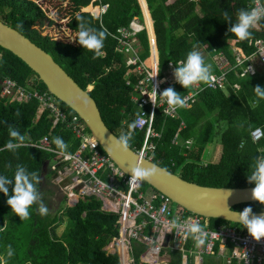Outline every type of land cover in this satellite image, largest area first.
I'll use <instances>...</instances> for the list:
<instances>
[{"label": "trees", "instance_id": "trees-1", "mask_svg": "<svg viewBox=\"0 0 264 264\" xmlns=\"http://www.w3.org/2000/svg\"><path fill=\"white\" fill-rule=\"evenodd\" d=\"M145 1L153 21L160 67H167L168 62L177 64L193 46H198L206 62L212 64L213 73L218 74L219 70L211 58L215 52H223L233 62V44L242 46L246 52L251 50L247 40L240 41L228 32L230 24L223 20V12L228 11L232 22H235L237 11L247 8V0ZM101 4L108 7L99 17ZM142 7L151 34L152 21L145 5ZM77 16L83 17L97 29L108 30L110 35L104 40L103 48L105 55L94 59L91 51L81 48L72 40L77 36ZM134 17L141 19L137 0H0V20L48 53L81 87L92 83L89 94L95 99L103 121L117 137L122 131H128V125L137 112L129 94L133 90L132 83L138 77L133 72L134 66H125V53L117 51L120 47V30L128 29ZM263 29L264 21H261L251 30V37H263ZM134 39L133 44L131 39L124 41L133 45L142 60L149 55L146 32H139ZM0 54V81L8 76L24 85L25 79L33 76L32 70L12 52L0 47ZM127 77L129 83H126ZM226 77L227 91L204 87L198 92L193 105L179 108L174 117L164 116L159 109L155 110L153 124L160 132V138L155 141L151 158L154 163L173 173L175 170L178 176L200 185H253L247 180L250 165L255 157L264 156V99L257 98L253 89L256 86L264 88V67L254 75L242 77L230 70ZM234 83L239 85L238 89L232 87ZM168 87L182 97L192 90V87L184 89L178 83ZM37 89L45 90L40 81ZM37 106V100L6 105L0 101V149H4L10 138L9 125L25 137L26 144L16 152L0 150V175L12 178L16 165L21 164L29 172L39 173V190L44 179L56 188L52 180L55 170L51 169V165L59 156L29 144L38 142L50 127L47 111H42L40 117L35 119ZM60 106L73 113L62 101ZM17 112L19 115H16ZM182 121L185 127H180ZM256 128L261 129L262 137L253 142L250 133ZM174 133L178 139L176 144L170 142ZM217 135L222 146L220 155L218 153L213 160L202 161V155L208 152V144ZM53 137H61L69 144L67 152H73L78 146L77 139L63 123L54 126L49 135L50 146L57 150L52 143ZM141 138L142 130H134L131 147L140 143ZM187 139L192 140L189 147L184 144ZM8 187L10 196L12 186ZM7 199L0 193V264H7L4 256H7L8 247L11 246L13 250V241L22 235L28 237L31 246L26 256L17 260L18 264H121L116 253L104 250V246L118 234L117 215L103 212L98 198L88 197L78 201L75 206H68L64 203L65 197H62L57 213L52 216L49 213L38 214L37 206L33 205L30 218L26 220H20L11 211ZM249 206L252 210H264V205L256 201L232 205L235 209ZM62 218L66 221L62 233L58 235L56 229ZM209 224L211 227L227 225L237 229L242 225L218 218H209ZM144 249L143 244L134 242V264H146L139 262ZM161 259L166 264H181V253L172 250ZM213 259L216 264H222L211 255L203 256L202 264H212ZM188 264H192L191 256Z\"/></svg>", "mask_w": 264, "mask_h": 264}, {"label": "built area", "instance_id": "built-area-1", "mask_svg": "<svg viewBox=\"0 0 264 264\" xmlns=\"http://www.w3.org/2000/svg\"><path fill=\"white\" fill-rule=\"evenodd\" d=\"M191 1L198 2V0ZM259 3L264 5V0H259ZM252 6H255V0H247L246 7ZM140 7L142 24L139 18L134 17L128 29L120 30L121 39H118L120 47L117 51L125 53V66H134L133 72L138 77L132 83L133 90L129 94V99L137 107L132 123L135 124L134 130H142V138L140 143L133 144L130 149L138 157L151 160L155 141L160 138V132L153 124L155 110L159 109L164 116L174 117L178 109H170L161 97L155 98L156 106L154 107L149 97L152 95V87L156 88L159 95L168 85L176 83L173 76L176 64L168 62L166 69L160 70L153 22L150 34L143 8ZM106 8L107 6L101 7L100 15L104 14ZM143 29L147 35L149 55L140 60L139 52L137 53L133 45L124 40L131 39V43H135L136 34ZM247 45L251 47L250 52H246L237 44L232 45L233 62L221 51L212 55L211 58L219 73H213L214 81L192 87V90L184 97L187 108L193 105L198 92L204 87L227 91L228 71L232 70L236 76L242 77L246 75L247 68L250 69L248 75H254L259 68L264 67V36L251 37L247 40ZM158 68L159 74L152 78ZM30 81L34 82V78H30L29 83ZM129 82L130 79L127 77L126 83ZM232 87L238 89L239 85L234 83ZM31 100L38 101L36 120L45 110L51 118L50 129L57 123H63L64 127L73 133L77 140L79 139L77 149L69 153L68 158L50 147L47 135L30 145L59 156L51 165V169L55 170L52 180L53 184L65 194L67 205L76 204L87 197H95L101 200L100 209L103 212L117 215L118 234L111 238L104 249L107 253H117L121 264L135 263L134 242L143 244L145 247L139 257L140 263L166 264L161 258L166 257L169 251L175 250L181 253V264H188L189 256L192 257V264H202L205 255L215 257L222 264H264V239L255 241L247 230L242 228L237 229L227 225L211 227L209 218L191 212L178 216L170 207L171 201L168 197L153 188L142 191L141 182L133 184L130 174L121 170L108 154L99 149L97 140L90 134L80 117L76 113L69 114L61 108L53 94L46 90L27 87L10 77H4L0 81V101L5 105ZM180 127H185L184 121L180 123ZM250 136L253 142L259 141L262 137L261 129H254ZM170 142L178 143L176 133L173 134ZM184 144L189 147L192 140L187 139ZM173 219L181 223L191 219L205 226L208 232L205 245L200 249L195 248L191 237L185 239L182 228L167 231L165 225Z\"/></svg>", "mask_w": 264, "mask_h": 264}, {"label": "clouds", "instance_id": "clouds-1", "mask_svg": "<svg viewBox=\"0 0 264 264\" xmlns=\"http://www.w3.org/2000/svg\"><path fill=\"white\" fill-rule=\"evenodd\" d=\"M103 6H107V5L101 4L100 13L98 14L99 17L101 16L100 15L101 7ZM145 8L148 12L149 10L147 4ZM149 16H150V20L152 21L150 13ZM139 20H141L140 23L142 24V12H141V19ZM223 20H225L230 24V27L228 28L229 33L234 35L240 41L248 40L252 36L251 30L255 28L261 21H264V5L260 4L259 0H255V6L249 8H242L237 11L235 22H232V16L230 15V13L228 11H224ZM76 28H77V36L75 39H72L73 41H75L81 48L91 51L93 53L94 59L105 55L103 51L104 40L107 38L108 35H110V33L106 28L97 29L91 26L90 22L81 16L76 17ZM142 31L145 32L144 29L141 30L140 32ZM158 59H159V55H158ZM249 71L250 69L247 68L245 74L248 75ZM158 74H159V68L157 69L156 73L152 76V78L156 77ZM173 76L175 82L178 83L184 89H188L200 84H208L215 80V76L213 74V66L211 63L206 62L204 56L199 51L198 46H193V48L186 54V57L183 60H180L175 65ZM31 78H33V76ZM37 81L38 80L34 79V82ZM92 86H93L92 83H88L85 89H87L89 92ZM253 92L257 98L264 99V88L260 86H256L253 89ZM156 97H161L162 99H164L167 105L169 106V108L172 110L183 108L186 105V99L182 97L181 94L175 91L172 87L166 88L159 95H157L156 88L152 87V95L149 98L154 107L156 106L155 104ZM58 101L60 103V100ZM73 113L75 112L73 111ZM73 113H69V114H73ZM16 115H19V112H17ZM57 124H62V123H57ZM50 127H51V118H50ZM50 127L46 132V134H44L47 135L48 139H49L50 131L53 128L52 127L50 129ZM134 129H135V124L131 123L128 125V131L126 132L122 131L119 137H112V136L109 137V139L112 141L113 147L121 152H127L131 148V141L133 139ZM8 135L10 137L9 140L6 142L4 149H0V150L16 152L17 149L26 146L25 137L16 128H14L11 125L8 126ZM73 137L77 139L74 136V134ZM77 141L79 144V139ZM52 143L56 146V149L59 151V153L65 156V158H68L70 156L69 153L71 152H67V149L69 148V144L66 143L63 140V138L53 137ZM49 145H50V141H49ZM98 147L100 150L103 151L99 143H98ZM156 173H157V169L155 167L144 168L141 166H135L131 169L130 179L133 184H136L137 182H142L151 178ZM247 180L249 183L254 185L251 191V198L256 202L264 205V156H257L254 158L253 163L250 165V174L247 175ZM39 183H40L39 173L36 171L29 172L28 169L21 164L16 165L12 178H9L5 175H0V193H3L5 196L8 197L6 201L7 205L10 207L11 211L20 218V220H26L30 218V208L33 205L37 206L38 214L46 215L48 213V206L44 202L41 192L38 189ZM9 185L12 186V194L10 196H9V187H8ZM55 187L61 191L62 196L65 197L64 203L67 205L66 203L67 198L65 194L58 186L55 185ZM76 204L74 203L68 206H75ZM232 212L236 216L235 221L240 222L243 225V228L247 229L248 234L251 236L253 240L260 241L261 239H264V215L261 216L252 215V208L250 206L245 207L241 212L238 213L234 211ZM165 228L167 231H170L171 229L182 228L185 232V239L191 237V239L194 242V247L197 249H200L205 245L206 239L208 237V232L205 230V226L191 219L186 220L183 223L179 222L177 219H173L172 221H170L168 224L165 225ZM12 255H13V251L11 249V246H9L7 250V256L11 257Z\"/></svg>", "mask_w": 264, "mask_h": 264}, {"label": "water", "instance_id": "water-1", "mask_svg": "<svg viewBox=\"0 0 264 264\" xmlns=\"http://www.w3.org/2000/svg\"><path fill=\"white\" fill-rule=\"evenodd\" d=\"M0 47L20 58L32 70L33 78L40 81L46 91L52 93L80 116L103 151L126 174H130L135 166L155 167L157 173L143 182L168 197L176 206L180 205L188 212L202 217L240 223L235 221L236 216L232 211L238 213L243 209H235L232 205L255 201L251 198L254 185L229 187L200 185L183 179L151 160L138 157L131 149L121 152L114 148L109 137L117 136L103 121L95 99L87 89L68 76L48 53L2 20H0ZM252 215H264V210H252Z\"/></svg>", "mask_w": 264, "mask_h": 264}, {"label": "rangeland", "instance_id": "rangeland-1", "mask_svg": "<svg viewBox=\"0 0 264 264\" xmlns=\"http://www.w3.org/2000/svg\"><path fill=\"white\" fill-rule=\"evenodd\" d=\"M138 3H139V6L145 5V7H146V1L145 0H142V1L138 0ZM149 13L150 12L148 11V14ZM140 22H141V20H140ZM148 25H149V23H147V26ZM140 55H141V51H140ZM165 69H166V65L160 67L161 71H163ZM24 85L27 87L29 86L30 88H38L39 81H37V82L30 81V83H29V79L26 78ZM219 144H220V139H219V136L217 135V136H215L214 141L212 143L208 144V146H207L208 152L206 153V155H202V161L207 162V161L213 160L214 157L216 155H218V153H219L218 146L220 147V145H221V144L220 145ZM217 148H218V152H216ZM174 172L176 173L175 170H174ZM142 182H141V190L142 191L145 192L151 188L149 185H147L146 183H142ZM49 190H51V191H49ZM40 192H41V195H42L44 202L48 206V213L51 216L54 213H57V210H58L59 206L61 205L60 202H61L62 197H63L61 191L58 190L57 188H54L53 185L49 184V182L46 179H44L41 186H40ZM170 207L174 209V213L177 214L178 216L184 215L187 213L186 209H184L180 206H176L172 202L170 203ZM59 216H61V215H59ZM65 221L62 218L61 223L58 225V227L56 229V234L59 235L62 233ZM239 227L243 228V225H240ZM243 229H246V228H243ZM13 243H14V249L12 250L13 255L11 257L4 256V259L7 262V264H18L17 260L25 257L26 253H28V251L30 250L29 248L31 246V242L28 240V237L25 235L19 236L18 240L13 241ZM1 260H2V258H1ZM216 263L217 262L215 260H214V262L212 261V264H216Z\"/></svg>", "mask_w": 264, "mask_h": 264}, {"label": "crops", "instance_id": "crops-1", "mask_svg": "<svg viewBox=\"0 0 264 264\" xmlns=\"http://www.w3.org/2000/svg\"><path fill=\"white\" fill-rule=\"evenodd\" d=\"M220 145V144H219ZM221 149H222V146L220 145V152H219V155H220V153H221Z\"/></svg>", "mask_w": 264, "mask_h": 264}]
</instances>
